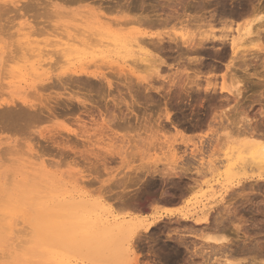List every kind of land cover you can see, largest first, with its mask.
<instances>
[{
  "label": "rangeland",
  "instance_id": "obj_1",
  "mask_svg": "<svg viewBox=\"0 0 264 264\" xmlns=\"http://www.w3.org/2000/svg\"><path fill=\"white\" fill-rule=\"evenodd\" d=\"M113 1L118 7V0H0V264H149L147 257L151 256L146 252L153 251L154 257H174L175 264H251L252 259L263 264L264 165L255 154L260 146L252 147L247 134L238 131L241 124L242 128L251 126L248 130L264 129L263 54L245 40L238 53L248 59L247 72L245 65L239 67L243 62H237L242 57L233 60L238 68L232 63L236 68L229 70L226 63L230 59L217 60L213 53L221 45L213 50L211 45L212 56L205 62L214 58L213 63H207L217 67L203 70L206 75L201 86L188 84L189 75L194 73L193 66L186 67L189 60L175 59L176 48L161 53L143 42L150 36L169 39L170 35L200 34L205 29L201 24L202 31L197 29L194 16L210 15L209 8L203 9L205 12L198 8L203 0H133L138 5L143 1L161 18L179 9L184 13L183 8L190 5L188 11L185 9L186 18L180 17L183 23L173 19L163 26L141 21L140 10L126 11L123 6V10L120 6L116 10L111 7ZM232 1L237 4L241 0ZM249 1L264 7V0ZM189 15L194 20H189ZM214 30L224 29L217 25ZM68 45L86 53L80 57L75 50L66 52L63 49ZM227 50L230 58L231 49ZM57 57L63 61L58 62ZM74 69H85L89 74L79 75L73 82L63 80L67 82L64 86L48 85L49 81L58 82L57 75L65 78V73ZM186 73H190L188 77ZM223 75L228 84L242 81L240 96L232 97L221 89L205 92L206 76L220 86ZM181 82L189 85V94ZM73 95L92 101L96 108L89 104L86 110L70 99ZM23 101L54 104L56 112H46L48 117L31 125L24 123L21 128V123H9L7 113H3L25 106ZM197 169H201L200 174ZM205 212L211 217L207 225L177 223L184 213L198 218ZM218 213L227 216L225 224L213 222ZM43 214L54 222L72 224L77 236L88 234L89 246L69 243L59 236L52 253L43 242L47 233ZM113 215L118 220H112ZM155 217L159 218L155 226L145 231L144 226ZM9 223L13 233L4 229ZM118 226L122 229H114ZM127 227L137 232L135 249L125 232ZM176 227L188 232L185 238L190 251L181 247L177 256H170L174 243L167 235L162 236L168 240L165 242L159 233L168 231L170 235ZM152 234L161 240H151ZM209 234L240 244L246 240L250 249L214 250L205 239ZM194 250L196 255L191 253ZM190 255L198 258H180Z\"/></svg>",
  "mask_w": 264,
  "mask_h": 264
},
{
  "label": "bare ground",
  "instance_id": "obj_2",
  "mask_svg": "<svg viewBox=\"0 0 264 264\" xmlns=\"http://www.w3.org/2000/svg\"><path fill=\"white\" fill-rule=\"evenodd\" d=\"M201 1V0H200ZM206 1V0H205ZM230 1V0H229ZM227 2L226 0H217V1H215V2H213V0L211 1V0H208V1H206V3L204 2V0H203V2L200 4V2H199V4H200V6L198 7V5H197V7L200 9V11L201 10H203V9H205V10H207L208 8L210 9V11H208L209 13H208V15L209 16H207L206 17V15L205 16H203V15H201V13H200V11H199V13H200V16L197 14V16L195 15L194 17L196 18V20H198V22L197 21H194V22H197L198 24H197V26H198V28L197 29H199L200 30V28L202 27V26H204V29L205 30H200V31H202L200 34H198L197 36H185L184 34H181L180 36H175V37H173L174 35H170V36H172V37H170L169 36V39L168 38H166V39H168V40H166L165 39V37H163L162 35V37H160V35H158V37L156 36V38H154V36H150V37H147L146 38V36L143 38L144 40H145V38H146V42L144 41V40H142V42L143 43H148V45L150 44L152 47H154V49H157V51H161V53H162V51L163 52H165V51H170V50H176L177 52H178V54H176V56H174V57H176L175 59H177L178 61L179 60H185V59H187V60H189L188 61V63H189V65H187L186 67H192L193 66V68L192 69H194L193 71H194V73H193V76H192V73H191V75H189L190 73H186V76L188 77V75H189V77L191 78H187L186 77V79H185V77H184V79L185 80H191V81H187L188 82V84L189 83H191V85H196L197 87H199V86H201L202 84H201V82H200V80H201V78L203 77L204 78V76L206 75L205 74V71H203L204 69H207V71L210 69V68H216L215 67V64H213V65H209V63H207V62H210L211 60H213L214 58V55H213V59H211L210 61H207V62H205L206 60V58L208 59L209 57L211 58V54L212 53H210L211 51H210V47L209 46H211V45H213V47L211 48L212 50H213V48L215 47V46H219V45H221V47L220 48H214V51H215V49H216V51L215 52H213V53H216L217 54V56L215 55V57H217V58H219V59H217V60H220V59H222V61H223V58L225 59V58H227L228 57V59H230V61L228 62V63H226V65H227V68L230 70L231 69V67H234L233 66V60L234 59H237V57L240 59L241 57V60H237V62L238 61H240L239 63H241V62H243V63H241V64H243V66H239L240 68L241 67H244V65H245V67L247 66V64H248V59H247V57L246 56H243V54H242V56L241 57H239L240 55H239V53H238V51H239V49H241L240 47L242 46L241 45V43L243 42V41H245V40H247V41H249V42H251L250 44H254V47H255V52H258V53H262L263 54V56H264V45H263V43H264V41H263V33H264V7H262V6H257V5H255V4H251L252 2H254V1H249V0H238V1H240V2H237V4H235V2ZM235 1V0H234ZM248 1L250 2V3H248ZM107 1H105V3H106ZM114 3L116 2V1H113ZM101 3V2H100ZM112 3V2H111ZM113 3V4H114ZM117 3H119V8H121L120 10H123V8L126 10H133V11H135V10H140L141 12H140V14H139V18H140V20L141 21H143L144 23H147L149 26H155V25H167V24H169L170 23V21L171 20H173V19H180V17L181 16H185V15H188V14H184V13H186V11H185V9L188 11V7L187 6H190L189 4H187V6H186V8H183L184 9V13H182V12H180L177 8L178 7H176V9H175V11L176 10H178V14L175 12V14H177V15H175L174 13H172V12H170V13H172V14H170L169 15V13H166V15L167 16H165L164 18H161L160 17V15H159V17L156 15L157 13H155L154 11H155V9H148L147 8V6H146V4L142 1L141 2V4H137V3H135L133 0H125V1H123V2H121V1H117ZM160 3V2H159ZM188 3V2H187ZM189 3H191V2H189ZM102 4H103V2L101 3V7H102ZM113 4H111V7L113 6H115V9L116 10H118V7H116V3L113 5ZM163 4V3H162ZM161 4V5H162ZM105 5V4H104ZM110 5V4H109ZM159 5V4H158ZM259 5H260V3H259ZM122 6H123V8H122ZM167 6H169V5H167ZM183 6V5H182ZM264 6V5H263ZM105 7V6H104ZM108 7V6H107ZM110 7V6H109ZM110 7V10L112 9ZM155 7V6H154ZM157 7V6H156ZM159 7V6H158ZM161 7V6H160ZM163 7V6H162ZM184 7H185V5H184ZM202 9H201V8ZM173 8V7H172ZM181 8V9H182ZM191 8V7H190ZM195 8H196V5H195ZM105 9V8H104ZM114 9V8H113ZM174 9V8H173ZM198 9V10H199ZM107 10H109V8L107 9ZM119 10V11H120ZM126 10V11H127ZM205 10H203L204 12H205ZM182 11V10H181ZM129 12V11H128ZM198 11H197V9H196V13H197ZM202 12V11H201ZM203 12V13H204ZM87 13V12H86ZM179 13H182V14H179ZM202 13V14H203ZM190 14V13H189ZM99 15H101V14H99ZM164 16V15H163ZM184 16H183V20H184ZM101 17H104V16H101ZM138 16H136V19H138L139 20V18H137ZM189 18V20L191 19L190 17V15L188 16ZM194 17H192V19L194 18ZM107 18V17H106ZM185 18H186V16H185ZM108 19V18H107ZM187 19V20H188ZM191 19V20H192ZM109 20V19H108ZM114 20V19H113ZM130 21H131V19H129ZM137 20V21H138ZM140 20H139V22H140ZM176 20V21H177ZM183 20H178V21H183ZM186 20V19H185ZM194 20V19H193ZM241 21L240 23L238 22V21ZM127 21H128V19H127ZM175 21V20H174ZM199 21L201 22V23H199ZM172 22V21H171ZM186 22V21H185ZM190 22H192V21H190ZM189 22V23H190ZM202 22L204 23L203 25H202ZM117 23H119V25H120V21L119 20H117ZM124 23V22H123ZM127 23V22H126ZM183 23V22H182ZM187 23V22H186ZM189 23H188V25H189ZM238 23V24H237ZM113 25H114V23H112ZM116 24V23H115ZM122 24V23H121ZM128 24V23H127ZM176 24V23H175ZM191 24V23H190ZM201 24V27L199 26ZM109 25V24H108ZM118 25V24H117ZM217 25H219V26H221V27H223V29L224 30H222V31H218V32H220L219 34H218V32H216L214 29L217 27ZM196 26V27H197ZM207 29H206V28ZM233 27H234V30H232L233 29ZM199 33V32H198ZM149 36V35H148ZM111 44V43H110ZM243 44H245V42L243 43ZM147 45V46H148ZM149 45V46H150ZM230 48L231 49V57L229 58V51L227 50V48ZM174 48H176V49H174ZM63 50H66V52H71V50H72V52H74V50L76 51V53H78L79 54V56L81 57L82 55H83V53H86V52H83V51H80L79 49H73V47H71L70 45H68V46H66V48H64ZM168 51V52H169ZM242 51V50H241ZM240 51V52H241ZM56 53V52H55ZM176 53V52H175ZM191 53H193V55H195V53L198 55H195L194 57H192V58H190L191 57V55H189V54H191ZM57 54V53H56ZM60 54V53H59ZM238 54V55H237ZM170 55V54H169ZM59 56V55H58ZM190 56V57H189ZM60 57H61V55H60ZM60 57H57L58 58V62H59V60H61V59H59ZM168 57V56H167ZM169 57H171V56H169ZM173 58V57H172ZM190 58V59H189ZM216 59V58H215ZM176 60V61H177ZM57 60H55V62H56ZM61 61H63V60H61ZM214 61V60H213ZM221 61V60H220ZM235 61V60H234ZM182 63H183V61H181ZM50 63V62H49ZM67 63V62H66ZM163 63V62H162ZM180 63V62H179ZM184 63H185V65H186V63L187 62H185L184 61ZM210 63H213V62H210ZM218 63V62H217ZM219 63H221V62H219ZM233 63V64H232ZM40 64V63H39ZM51 64H53V63H51ZM50 64V65H51ZM49 65V64H48ZM217 65V64H216ZM220 65V64H219ZM234 65H236V64H234ZM42 66H43V64H42ZM45 66V65H44ZM184 66V65H183ZM249 66V65H248ZM41 67V66H40ZM210 67V68H209ZM236 67L238 68V66L236 65ZM236 67H234V68H236ZM48 68V67H47ZM218 68H219V66H218ZM217 68V69H218ZM222 68V67H221ZM247 68L248 67H246V69L245 68H243V69H245V71L247 72ZM49 69V68H48ZM211 70V69H210ZM209 70V71H210ZM213 71L212 72H214L215 70L214 69H212ZM233 71V70H232ZM236 71H237V69H236ZM211 72V73H212ZM228 72V71H227ZM234 72V71H233ZM207 73H209V72H207ZM66 74V76H65V78H63L64 76H62V77H60L59 75H57V77H59V79H58V82H54V81H49L48 83H50V84H48V83H46L45 84V86H52V87H55V86H57V85H63L64 86V84L65 83H67L66 81L68 80V81H72L73 79L74 80H76L75 78H77V80H78V78L80 79V77L82 76V74H89V72L87 71V70H85V69H81V70H77V69H74V70H71V72L70 73H65ZM64 74V75H65ZM180 74V73H179ZM188 74V75H187ZM202 74H204L203 76H202ZM213 74V73H212ZM229 74H230V72H229ZM79 75H81V76H79ZM234 74H231V76H233ZM237 75V74H236ZM76 76H78V77H76ZM181 76H184V74L183 75H181ZM180 76V77H181ZM213 76V75H212ZM215 76V75H214ZM213 76V77H214ZM226 76V75H225ZM224 75H223V82H222V84L219 86L218 85V83L215 81V80H213L212 78H209V77H211V76H206V80L204 81L203 80V82L204 83H206V86L204 87L205 89V92L206 91H208L209 93L211 92H217L218 91V89H221V90H223V91H226L227 92V94H231V96H232V94L233 95H236L237 97L238 96H240L241 94H242V92H243V89H244V85L242 84V81L240 82V81H238L237 82V85H234V84H232V83H230V84H228L227 82H226V77H225ZM52 77V79L54 78L55 79V77H53V76H51ZM51 77L49 78V79H51ZM179 77V78H180ZM178 78V80H180ZM233 78H235V75H234V77ZM57 79H55L56 81H57ZM183 79V78H182ZM63 80H66L65 81V83L63 82ZM73 80V81H74ZM177 80V79H176ZM72 81V82H73ZM182 81H184V80H182ZM173 82V81H172ZM175 82V81H174ZM180 82V81H179ZM178 81H177V83H179ZM184 82H186V81H184ZM186 82V83H187ZM176 83V84H177ZM182 83L183 82H181V85H182ZM48 84V85H47ZM183 84H185V83H183ZM66 85V84H65ZM186 85V84H185ZM178 86H179V84H178ZM187 87V93L189 94L191 91H189L190 90V87H189V85H186ZM204 86V85H203ZM169 87V86H168ZM189 87V88H188ZM196 87V88H197ZM66 88H67V86H66ZM161 88V87H160ZM172 88V87H171ZM180 88V87H179ZM184 88V87H183ZM194 88H195V86H194ZM200 88H202L203 89V87H200ZM199 88V89H200ZM150 89V88H149ZM152 89V88H151ZM177 89V88H176ZM193 88H191V90H192ZM159 90V89H158ZM166 90V89H165ZM186 90V89H185ZM184 90V91H185ZM182 91V90H181ZM168 92V91H167ZM222 92V91H221ZM180 93V92H179ZM226 94V93H225ZM172 95V94H171ZM209 95V94H208ZM179 96H180V94H179ZM210 96V95H209ZM215 96V95H214ZM213 96V98H215ZM235 96V98H237ZM233 97V96H232ZM188 98V97H187ZM70 99L72 100V99H74V100H76L77 102H79V104L80 105H83L84 107H86L85 109L86 110H88V105L90 104V106L92 107V109L94 108L93 106H95V104L92 102V101H86V100H84V99H81V98H79V97H77L76 95H73V96H70ZM186 99V98H185ZM210 99V98H209ZM229 99V98H228ZM208 101V100H207ZM239 101V100H238ZM124 102H125V100H124ZM211 102V101H210ZM16 103V102H15ZM167 103V102H166ZM211 103H213V102H211ZM23 104H25V106L23 105H21V106H19V109H16V108H18L17 106L15 107V110L13 111L11 108V110L10 111H8L7 112V110H9V108L8 109H6V111L3 113V114H6L7 113V117H6V115L5 116H3V117H6V118H8L7 120H9V123H11V124H17L18 123V125L21 123V125L22 124H24V123H26V124H24V126L25 125H31V123L33 124V123H35L34 121H40V120H43V118H46V117H48L49 115H47V113L46 112H48L50 115H52L53 113L55 114V112L56 111H54L56 108H55V106H54V104L52 105V106H50V105H37V104H34V103H27L26 101H23ZM117 104V103H116ZM133 104V103H132ZM17 105H20V104H17ZM5 106V105H4ZM10 106H12V105H10ZM57 106V105H56ZM130 106V105H129ZM128 106V107H129ZM210 106V105H209ZM1 107V106H0ZM13 107V108H14ZM90 107V108H91ZM55 108V109H54ZM96 108V107H95ZM94 108V109H95ZM99 108H101V107H99ZM107 108H108V106H107ZM5 110V109H4ZM3 110V111H4ZM93 111V110H92ZM100 112V111H99ZM87 113V112H86ZM90 113V112H89ZM88 113V114H89ZM100 113H102V112H100ZM2 114V115H3ZM169 114V113H168ZM1 115V114H0ZM103 115V114H102ZM53 116H55V115H53ZM2 117V116H1ZM5 118V119H6ZM168 118H170V117H168ZM122 119H124V117L123 118H121V120ZM206 119V118H205ZM173 120V119H172ZM119 121H120V119H119ZM124 121H125V119H124ZM8 122V121H7ZM248 123H249V121H248ZM7 124V123H6ZM10 124V125H11ZM242 125V124H241ZM240 125V127H239V130L238 131H240L241 133H246L247 134V142H248V144L250 143V145H252V147H253V145L254 144H258L260 147H258L259 149L256 151L257 153H255V154H257L256 155V157H260L261 159H262V165H264V129L263 130H261L260 128H259V126H258V128H249V130L248 129H246V128H248V127H251V126H247L246 128H245V126H244V128H242L243 127V125L241 126ZM250 125H251V123H250ZM9 126V125H8ZM13 126V125H12ZM15 126V125H14ZM17 126V125H16ZM23 126V125H22ZM24 126L23 127H21V128H24ZM255 126V125H254ZM257 126H255V127H257ZM7 127V126H6ZM29 127V126H28ZM27 127V128H28ZM253 127V126H252ZM16 128V127H15ZM30 128V127H29ZM17 130H21V129H17ZM259 130H261V131H263V132H261V131H259ZM25 131H26V129H25ZM24 133V132H23ZM245 134V135H246ZM18 143V142H17ZM14 145V144H13ZM13 145H11V146H13ZM246 148V147H245ZM247 148H249V146L247 147ZM63 149V148H62ZM65 149V148H64ZM252 149V148H251ZM176 150V149H175ZM250 150V149H249ZM248 150V152H250ZM193 151H194V149H193ZM192 151V152H193ZM197 151V150H196ZM191 152V151H190ZM194 153V152H193ZM108 154V153H107ZM112 154H113V152H112ZM111 154V155H112ZM195 154V153H194ZM254 154V155H255ZM110 155V156H111ZM177 156V155H176ZM175 156V157H176ZM179 157H182L181 155L179 156ZM245 159H246V157H245ZM98 160V159H97ZM259 160V159H258ZM255 162H257V161H255ZM259 162H260V160H259ZM259 162H257V163H259ZM204 164V163H203ZM215 164V163H214ZM217 165V164H216ZM215 165V166H216ZM261 165V164H260ZM97 166V165H96ZM170 166H171V164H170ZM172 166H174V165H172ZM177 166V165H176ZM204 166V165H203ZM222 166V165H221ZM99 167V166H98ZM185 167V166H184ZM264 166H262V168H263ZM95 168V167H94ZM169 168V167H168ZM180 168V167H179ZM179 168H177V170L179 169ZM203 168V167H202ZM205 168V167H204ZM210 169L212 168V170H213V167H209ZM261 168V167H260ZM101 169V168H100ZM171 169V168H170ZM173 169V168H172ZM172 169L171 170H169V171H171L172 172ZM187 169L189 170V169H191V171H192V168H188L187 167ZM187 169H185V171L187 170ZM219 169V168H218ZM163 170V169H162ZM161 170V171H162ZM175 170H176V167H175ZM183 170H184V168H183ZM187 170V171H188ZM201 169H197V171H196V173L198 172L199 173V171H200ZM205 170V169H204ZM99 171V170H98ZM167 171V170H166ZM173 171H174V169H173ZM185 171H183L184 173H185ZM165 172V171H164ZM170 172V173H171ZM174 172H176L177 173V171H174ZM201 172V171H200ZM206 172V171H205ZM166 173V172H165ZM169 173V174H170ZM175 173V174H176ZM179 173V172H178ZM183 173V174H184ZM207 173V172H206ZM161 174H162V172H161ZM168 174V175H169ZM174 174V173H173ZM172 173H171V175H173ZM188 174V173H187ZM200 174V173H199ZM166 175V174H165ZM170 175V176H171ZM178 175V174H177ZM264 175V174H263ZM166 177V176H165ZM169 177V176H168ZM189 178V177H188ZM196 178V177H195ZM179 179V178H178ZM120 180V179H119ZM119 180H118V184H119ZM122 180V179H121ZM121 180H120V183H121ZM194 180V179H193ZM123 181V180H122ZM151 181V180H150ZM196 181V180H195ZM199 181V180H198ZM189 182V181H188ZM122 183H124V182H122ZM193 183V182H192ZM196 183V182H195ZM111 184V183H110ZM113 184V183H112ZM155 184V183H154ZM122 184H120V186H121ZM239 185V184H238ZM110 186V185H109ZM108 186V188H110ZM113 186V185H112ZM119 186V185H118ZM117 186V187H118ZM193 187H194V185H193ZM106 188V187H105ZM173 188V187H172ZM104 189V188H103ZM108 191H112L111 189L110 190H108ZM107 192V191H106ZM105 193V192H104ZM109 193V192H108ZM110 195V194H109ZM114 195V194H113ZM119 195V194H118ZM173 195V194H172ZM112 196V195H111ZM163 196V195H162ZM174 196V195H173ZM125 197V196H124ZM111 198V197H110ZM114 198H116V196L114 197ZM126 198H128V197H126ZM168 198V197H167ZM117 199H118V197H117ZM120 199V198H119ZM121 201L124 203V205L126 204V200H125V198L123 199H121ZM127 201H128V199H127ZM130 201V200H129ZM128 201V202H129ZM132 201H134V200H132ZM166 201H168V200H166ZM131 202V201H130ZM129 202V205L128 206H132V203H130ZM103 204V203H102ZM131 204V205H130ZM127 205V204H126ZM110 206V205H109ZM125 208V207H124ZM130 208V207H129ZM112 209V208H111ZM135 209V208H134ZM129 210V209H128ZM228 212L226 211V213L225 214H227ZM34 214H36L35 212H34ZM161 216V215H160ZM7 217V216H6ZM159 217V216H158ZM158 217H155V219L153 220V221H151L149 224H147V225H145L144 226V229H145V231H148L151 227H154L155 226V224L157 223V219H159ZM227 217V216H226ZM225 217V215L224 214H222V213H218L217 215H215V217H214V220H213V222H215V223H217V224H225V221H226V218ZM33 218V217H32ZM195 217L193 216V215H190L189 213H184V214H182L181 215V219L180 220H177V223L178 224H181L182 223V221H190V222H192L193 223V225H194V223L196 224V226L197 225H200L201 226V224L203 223H205L206 225H207V223L210 221V216L209 215H207V213L205 212V213H202V215L201 216H199L198 218H195ZM42 219H43V224H44V228H45V231L47 232L46 233V237H45V239H44V241L42 240V238H40V236H39V239H41L43 242H44V244H45V247L47 248V249H50L51 248V252L52 253H54V248H57V241H58V238H59V236H63L64 238H66V239H68L70 242L69 243H81V244H87V246H89V244H90V239H91V237H89L88 236V234H86V233H82V234H80V236H77L76 234H75V226H73L72 224H61V223H58V222H54V221H52L50 218H49V216L48 215H46V214H43L42 215ZM3 220V219H2ZM110 220V219H109ZM112 220H118L117 219V217L116 216H114L113 215V218H112ZM18 221V220H17ZM33 221V220H32ZM211 221H212V219H211ZM148 223V222H147ZM212 222H210L209 223V225L211 224ZM8 225V224H7ZM161 225V224H160ZM190 226V228L192 229H195V226ZM25 226V225H24ZM178 226V225H177ZM3 227V226H2ZM174 227V226H173ZM198 227V226H197ZM179 228H181V227H179ZM200 228H202V227H200ZM4 229H8V231H11V233H13L12 231H13V225L11 224V223H9V226L7 227H5L4 226ZM114 229H117V230H121L122 228L120 227V226H118V227H116V228H114ZM189 229V228H188ZM199 229V228H198ZM17 230V229H16ZM36 230V229H35ZM129 230V227H127V229H125V232L128 234L129 233V241H131V244H132V248L134 247V249H135V242H137L136 241V239H138V236H136V231L134 230V229H132L131 231H128ZM153 230V229H152ZM155 230V229H154ZM160 230V229H159ZM238 230V229H237ZM8 231H6L7 233H9ZM186 231H188V230H186ZM239 231V230H238ZM112 232V231H111ZM141 232V231H140ZM150 232V231H149ZM172 232V234H168L167 236H169L170 238V240L172 241V243H174V245H173V248L172 247H169V248H172L173 249V251H172V249H171V251H169L168 252V255H173V256H177L178 255V253H180L181 252V247H183V248H187L189 251H190V245L187 243V240H186V236H187V234H188V232H187V234L185 233V231L184 230H182V229H178L177 227L176 228H172V230L170 231V233ZM3 233V232H2ZM17 233V232H16ZM169 233V232H168ZM10 234V233H9ZM18 234V233H17ZM111 234H114V233H111ZM138 235V234H137ZM140 235H142V233L140 234ZM173 235H174V237H173ZM37 236V237H38ZM111 236H113V235H111ZM152 236H153V234H152ZM151 236V240L152 239H154L155 241H157L158 240V238H157V236H153L152 237ZM188 236H189V234H188ZM140 237H142V236H140ZM186 237V238H185ZM102 238H107L106 236L105 237H102ZM150 238V237H149ZM17 239V238H16ZM144 239V238H143ZM148 239V238H147ZM160 239V238H159ZM206 242L207 243H212V245H213V249L214 250H221V251H224V252H227V251H234L235 250V248H238V250L240 249V251H242V252H244V251H246V250H248V249H250V247H249V242L248 241H246V240H243L242 242H241V244L240 243H235V242H238V241H230V240H228V239H225L224 237H217V236H214V235H211V234H209L208 236H206ZM15 240V239H14ZM134 240H135V242H134ZM161 240V239H160ZM13 241V240H12ZM18 241V240H17ZM41 241V242H42ZM147 242H148V240H146ZM40 242V241H39ZM20 243V242H19ZM129 243V242H128ZM135 243V244H134ZM155 243V245L154 246H156L157 247V245H156V242H154ZM42 244V243H41ZM158 244H161V243H159L158 242ZM164 244V243H163ZM16 245V244H15ZM169 245V244H168ZM38 246V245H37ZM41 246V245H40ZM153 246V245H152ZM160 246V245H159ZM23 247V246H22ZM156 247H154V248H156ZM164 247V246H163ZM17 248V247H16ZM20 248V247H19ZM258 248H260V247H258ZM21 249V248H20ZM42 249V248H41ZM40 249V250H41ZM152 249H153V247H152ZM18 250V249H17ZM25 250V249H24ZM38 250H39V246H38ZM149 250V249H148ZM151 250V249H150ZM149 250V251H150ZM187 250V251H188ZM18 251H22V249L21 250H18ZM50 251V250H49ZM57 251H58V249H57ZM156 251V250H155ZM55 252H56V250H55ZM133 252L135 253V250H133ZM137 252V251H136ZM7 253V252H6ZM5 253V254H6ZM152 253H154V251L152 252ZM159 253V252H158ZM166 253V252H165ZM172 253V254H171ZM182 253H183V251H182ZM191 253L192 254H194V255H196V250H194V251H191ZM4 254V255H5ZM55 254V253H54ZM135 254H138V253H135ZM155 254V253H154ZM153 254V255H154ZM184 254V253H183ZM183 254H182V256H183ZM7 255V254H6ZM166 255V254H165ZM181 255V254H180ZM155 256H156V254H155ZM167 256V255H166ZM5 257V256H4ZM9 257V256H8ZM137 257V256H136ZM190 257H192L191 255H190ZM212 260V259H211ZM218 261V260H217ZM215 262V261H214ZM220 262V261H219ZM258 263H260L261 264V262H259L258 260H254V259H252L251 260V264H258ZM264 264V263H263Z\"/></svg>",
  "mask_w": 264,
  "mask_h": 264
},
{
  "label": "flooded vegetation",
  "instance_id": "obj_3",
  "mask_svg": "<svg viewBox=\"0 0 264 264\" xmlns=\"http://www.w3.org/2000/svg\"><path fill=\"white\" fill-rule=\"evenodd\" d=\"M159 234L161 235V237L166 236V235H168V231L167 232L162 231ZM162 240H164L165 242L168 241V240H166L165 237H162ZM146 254L151 256L149 258L147 257V260L150 262L149 264H175L174 263V260H175L174 257H169V256L154 257L153 253H149V252H146ZM180 258H181V260L188 261V260L197 259L198 257H180Z\"/></svg>",
  "mask_w": 264,
  "mask_h": 264
}]
</instances>
